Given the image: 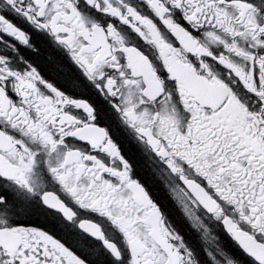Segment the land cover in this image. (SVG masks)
Here are the masks:
<instances>
[{"label": "snow or ice", "instance_id": "1", "mask_svg": "<svg viewBox=\"0 0 264 264\" xmlns=\"http://www.w3.org/2000/svg\"><path fill=\"white\" fill-rule=\"evenodd\" d=\"M0 264H264V0H0Z\"/></svg>", "mask_w": 264, "mask_h": 264}, {"label": "flooded vegetation", "instance_id": "2", "mask_svg": "<svg viewBox=\"0 0 264 264\" xmlns=\"http://www.w3.org/2000/svg\"><path fill=\"white\" fill-rule=\"evenodd\" d=\"M191 238H192L193 240H195V239H196V237H195V233H192V236H191Z\"/></svg>", "mask_w": 264, "mask_h": 264}]
</instances>
